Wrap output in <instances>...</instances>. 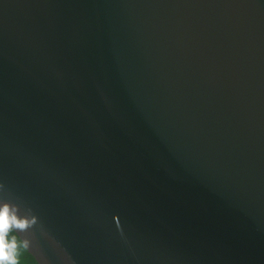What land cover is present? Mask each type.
Returning a JSON list of instances; mask_svg holds the SVG:
<instances>
[{
  "label": "water",
  "instance_id": "1",
  "mask_svg": "<svg viewBox=\"0 0 264 264\" xmlns=\"http://www.w3.org/2000/svg\"><path fill=\"white\" fill-rule=\"evenodd\" d=\"M0 223L39 264H264V0H0Z\"/></svg>",
  "mask_w": 264,
  "mask_h": 264
},
{
  "label": "trees",
  "instance_id": "2",
  "mask_svg": "<svg viewBox=\"0 0 264 264\" xmlns=\"http://www.w3.org/2000/svg\"><path fill=\"white\" fill-rule=\"evenodd\" d=\"M0 264H39L16 232L0 223Z\"/></svg>",
  "mask_w": 264,
  "mask_h": 264
}]
</instances>
